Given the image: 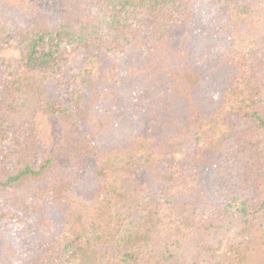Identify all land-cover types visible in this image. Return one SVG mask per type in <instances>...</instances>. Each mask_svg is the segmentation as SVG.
Returning a JSON list of instances; mask_svg holds the SVG:
<instances>
[{"label": "trees", "instance_id": "1", "mask_svg": "<svg viewBox=\"0 0 264 264\" xmlns=\"http://www.w3.org/2000/svg\"><path fill=\"white\" fill-rule=\"evenodd\" d=\"M254 254L264 0H0V264Z\"/></svg>", "mask_w": 264, "mask_h": 264}, {"label": "rangeland", "instance_id": "2", "mask_svg": "<svg viewBox=\"0 0 264 264\" xmlns=\"http://www.w3.org/2000/svg\"><path fill=\"white\" fill-rule=\"evenodd\" d=\"M212 13H209L207 15L204 16V18L202 19V23L204 24V26L206 28H209V26L211 25L210 22H212ZM220 81L216 80L215 82H208L205 85V93L208 96L214 95L216 94L219 89H220ZM46 89H50L49 86L46 87L45 84H43V90ZM45 94V93H44ZM114 130L113 128H109L106 131V134H104L103 137V141L106 143V145H112L114 143H120L121 141L131 138L133 136L134 131H132L133 129L131 128H127L126 125H115L114 126ZM253 262L254 260L259 263V264H264V254H258V255H253L252 256Z\"/></svg>", "mask_w": 264, "mask_h": 264}]
</instances>
